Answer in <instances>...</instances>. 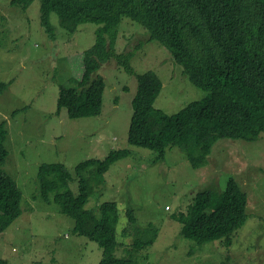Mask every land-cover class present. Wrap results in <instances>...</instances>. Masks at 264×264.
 I'll return each instance as SVG.
<instances>
[{"label":"rangeland","instance_id":"obj_1","mask_svg":"<svg viewBox=\"0 0 264 264\" xmlns=\"http://www.w3.org/2000/svg\"><path fill=\"white\" fill-rule=\"evenodd\" d=\"M11 1L0 0V78L8 83L0 95V122L6 120L9 131V154L1 168L15 179L23 197L22 214L0 231V258L13 264H99L102 247L75 232V219L42 197L38 171L43 163H64L77 194L79 162L128 148L130 154L111 164L102 178H93L97 164L83 172L93 188L86 209H98L104 201L118 204L117 257L129 256L130 250L137 264H264V132L253 140L218 139L203 167H194L179 146L154 159L155 150L128 142L137 79L115 59L101 67L106 79L101 114L71 118L66 108L58 112L60 86L71 85L74 71L68 57L95 43L99 25L88 22L70 33L53 12L58 35L53 41L41 24L40 0L28 10ZM119 29L117 51L134 50L131 64L136 72L154 70L162 80L157 108L174 114L210 93L185 74L162 43L146 41L149 33L142 24L124 17ZM51 41L60 46L57 55ZM231 178L248 195L247 220L232 244L185 237L176 217L188 212L198 192H222ZM129 209L134 220L128 217ZM154 228V243L136 249L131 242L153 235Z\"/></svg>","mask_w":264,"mask_h":264},{"label":"trees","instance_id":"obj_2","mask_svg":"<svg viewBox=\"0 0 264 264\" xmlns=\"http://www.w3.org/2000/svg\"><path fill=\"white\" fill-rule=\"evenodd\" d=\"M34 1L11 2L28 10ZM53 12L70 33L88 22L99 25L95 43L68 57L74 71L71 85L60 86L58 112L66 108L71 118L101 114L106 88L101 67L115 59L137 79L128 142L155 150L158 156L154 159H163L168 147L179 146L194 167H203L218 139L253 140L263 134L264 0H40L41 24L55 41L58 35L51 22ZM124 17L142 24L149 33L146 41L162 43L173 60L183 66L185 74L210 93L174 114L157 108L154 103L163 87L160 76L154 70L137 73L131 64L134 50L117 51ZM51 44L54 51L60 48L58 43L51 41ZM7 87L8 83L0 78V95ZM8 133L7 121L3 120L0 122L1 232L22 214V190L1 168L9 154L5 145ZM129 154L128 148H120L103 159L79 162L75 168L77 194L70 188L73 174L64 163H43L38 171L42 197L57 202L63 212L75 219L74 231L102 247L99 264H137V259L130 250H127L130 255L125 257L114 253L121 246L115 231L120 218L116 201L101 203L99 213H96L98 209L85 208L93 188L83 172L97 164L93 178H102L111 164ZM247 203V193L231 178L222 192H198L188 212L176 218L185 237L200 243L220 239L230 246L236 230L247 220ZM127 214L134 220V211L129 209ZM154 230L153 235L131 243L136 249L154 243L157 229ZM0 264L13 263L0 258Z\"/></svg>","mask_w":264,"mask_h":264}]
</instances>
